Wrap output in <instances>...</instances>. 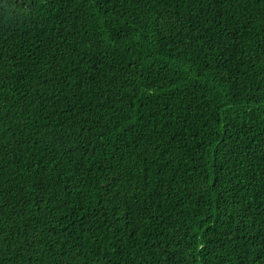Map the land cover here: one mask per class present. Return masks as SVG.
<instances>
[{
	"label": "trees",
	"instance_id": "1",
	"mask_svg": "<svg viewBox=\"0 0 264 264\" xmlns=\"http://www.w3.org/2000/svg\"><path fill=\"white\" fill-rule=\"evenodd\" d=\"M0 264H264V0H0Z\"/></svg>",
	"mask_w": 264,
	"mask_h": 264
}]
</instances>
